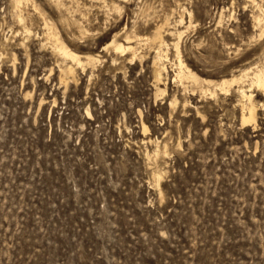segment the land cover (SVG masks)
Here are the masks:
<instances>
[{
  "label": "rangeland",
  "instance_id": "obj_1",
  "mask_svg": "<svg viewBox=\"0 0 264 264\" xmlns=\"http://www.w3.org/2000/svg\"><path fill=\"white\" fill-rule=\"evenodd\" d=\"M54 1L0 0V264H264V95L242 124L238 84H213L264 64V0ZM166 15L157 95V47L132 64L103 47ZM181 15L184 58L209 83L174 80ZM46 21L100 62L61 82Z\"/></svg>",
  "mask_w": 264,
  "mask_h": 264
},
{
  "label": "bare ground",
  "instance_id": "obj_2",
  "mask_svg": "<svg viewBox=\"0 0 264 264\" xmlns=\"http://www.w3.org/2000/svg\"><path fill=\"white\" fill-rule=\"evenodd\" d=\"M30 2L31 0H11V3L16 6L17 8H19L24 2ZM57 3H61V0H55ZM54 1V2H55ZM73 1V0H72ZM71 1V2H72ZM79 2V0H77ZM104 2H106L105 4L109 5V2L107 0H103ZM124 1H129V0H124ZM69 2V1H67ZM76 2V1H75ZM175 2H178L177 0ZM34 3V2H33ZM70 3V2H69ZM68 3V4H69ZM113 6L116 8L117 11L121 10L123 8V6L121 4H119L118 2H116L115 0H112ZM73 4V3H72ZM75 4V3H74ZM26 5V4H25ZM62 5V3H61ZM66 5V4H65ZM71 5V4H70ZM77 5V4H76ZM260 5V4H258ZM35 8L38 9L37 4H34ZM78 6V5H77ZM112 6V5H111ZM112 6V8H113ZM75 7V6H74ZM183 7V5H182ZM185 7V6H184ZM184 7L182 9H184ZM263 7V6H262ZM78 8V7H77ZM108 8V7H106ZM71 9H73V6L71 7ZM70 9V10H71ZM81 9V7H80ZM111 9V8H109ZM190 16V23L192 22V16H193V10L185 8ZM14 10V9H13ZM20 10V9H19ZM18 10V11H19ZM75 10V9H74ZM175 12V9H173ZM264 10V8H263ZM38 11V10H37ZM31 12V11H30ZM41 12V11H39ZM77 12V11H76ZM83 12V11H82ZM21 13V12H20ZM262 13V12H261ZM39 14V13H38ZM72 14V13H71ZM167 14V13H166ZM263 14V13H262ZM14 15V14H13ZM19 15V20L21 22H24L27 19V17L21 13V14H17ZM16 15V16H17ZM168 15V14H167ZM166 15V19L165 21H163L160 24H157L155 26V28L152 30V32L150 34H140L139 32L136 31L135 28L129 29L127 27H123V30L121 29V31H116L112 37V39L110 41H108L106 44H104L103 49L106 51H112L113 54V62L114 60L118 61L120 59L119 56H123V58L128 59L129 61H131L130 63L132 64V62H134V60H138V59H143L145 57V54H142L141 51V45H154L155 47H157V54L155 55V58L152 59L153 64L152 66L154 68V78H155V84H156V90H157V95L158 93H162L165 91V88H162L160 86V83L162 81H164V79H166V75H168V69H167V65L165 63L166 60H169V52H168V48L166 50H164V46H168L169 43L167 42V40L164 37V27L166 24H168L169 26V16ZM15 16V17H16ZM40 16V15H39ZM43 16V15H41ZM260 16V15H259ZM86 17V16H85ZM220 17V16H219ZM254 17V16H253ZM69 18V17H68ZM87 18V17H86ZM89 18V17H88ZM174 18V17H173ZM172 18V19H173ZM176 18V17H175ZM47 19V18H46ZM83 19V18H82ZM81 19V20H82ZM220 19V18H219ZM218 19V20H219ZM222 19V18H221ZM255 19L259 22H261V17L256 16ZM264 19V17H263ZM35 20V19H34ZM85 20V19H84ZM230 20V19H229ZM18 21V23L20 22ZM162 21V20H161ZM176 21V19H175ZM185 18L183 15H181L180 19L177 21V23L175 24V28L174 30H172L170 33L171 35L173 34L174 36L176 35L178 38V40H176V42L173 43L174 47H175V61H174V65L176 66V74H175V79L174 80H180L183 81V79L189 78L192 81L196 82V84L200 83L201 81H205V82H211L210 80L206 79V78H201L196 72L195 70H193L190 65H188V63L186 62L183 52L181 50L180 47V40L182 38V35L185 32V29H179L177 27V25H180L182 23H184ZM221 21V20H220ZM17 22V21H16ZM218 22V21H217ZM226 22V21H225ZM81 23V21H80ZM173 23V22H172ZM222 23V22H221ZM257 23V24H258ZM23 24V23H22ZM84 24V23H82ZM220 24V23H219ZM256 24V25H257ZM47 25V26H46ZM70 25V24H69ZM91 25V24H90ZM136 25V23H135ZM218 25V24H217ZM259 25V24H258ZM46 28H48V32L47 36L48 39H50L52 41V45L53 48L55 49L56 52H58V54H60L63 58V64H60V80L61 82L67 84L68 83V79H70L69 77L75 72V68L77 66L82 67L83 69L90 67L91 69L94 68L98 62H100V54H93L91 53H80L79 51L71 48L61 37L60 34L56 31V29L53 26H50V24L46 21L45 24ZM86 26H83V28ZM170 27V26H169ZM180 27V26H179ZM264 27V25H263ZM25 31L30 32L31 29L28 28V26L25 24L24 26ZM84 29V32L88 29ZM104 28V27H103ZM102 28V30H103ZM186 28V27H185ZM209 28V27H208ZM231 28V27H229ZM234 28V27H232ZM91 29V28H89ZM170 29V28H169ZM173 29V28H172ZM235 30V29H234ZM262 30V29H261ZM20 31V30H18ZM89 31V30H88ZM91 31V30H90ZM96 31V30H95ZM26 32V34H27ZM169 32V31H168ZM167 32V33H168ZM234 32V31H233ZM263 32V31H262ZM76 33V32H75ZM74 33V34H75ZM81 33V32H80ZM89 33V32H88ZM215 33V32H214ZM73 34V35H74ZM216 34V33H215ZM262 34V33H261ZM83 35V34H82ZM81 35V36H82ZM263 35V34H262ZM29 36V35H28ZM85 36V35H84ZM50 41V42H51ZM3 44V43H2ZM51 45V46H52ZM144 46H142L143 48ZM228 47V46H227ZM145 48V47H144ZM155 49V48H154ZM155 50V51H156ZM95 53V52H94ZM145 53V52H144ZM174 59V58H173ZM226 59V58H225ZM112 60V59H111ZM170 61V60H169ZM136 62V61H135ZM167 62V61H166ZM168 63V62H167ZM173 63V62H172ZM127 64V63H126ZM234 64V63H233ZM122 65V64H121ZM232 65V64H231ZM235 66V65H234ZM237 66V65H236ZM252 66V65H251ZM247 67L243 68L240 72V74H232L231 77H221L222 79L220 81H216V82H212L217 88H220L221 90H226L229 91L231 89V87L234 84H238V87L236 89L238 95L240 96V99H237L240 101L241 103V108H242V114H241V120H242V124H254L256 125L257 123V113H258V107H259V102L256 100L255 98V94H254V90L256 88V90L260 91L263 95H264V64L262 63L261 65H257L254 67ZM174 67V66H173ZM231 67V66H230ZM239 67V66H238ZM241 67V68H242ZM232 68V67H231ZM234 68V67H233ZM237 69V68H236ZM233 70V69H232ZM240 70V69H239ZM165 73H167L165 75ZM238 73V72H237ZM165 75V77H164ZM210 79V78H209ZM188 80V79H186ZM215 80V79H214ZM193 83V82H192ZM181 84V83H180ZM187 84V83H186ZM194 87V86H193ZM202 87V86H201ZM199 88V87H198ZM197 89V88H196ZM201 89V88H200ZM204 89V88H203ZM210 90V88H209ZM202 93V92H201ZM205 93V92H204ZM212 93V92H209ZM215 93V91L213 92ZM201 95V94H200ZM237 96V95H236ZM239 98V97H238ZM44 99V98H43ZM176 98L174 100L171 101V104H173L172 106H174V103H176ZM42 103V102H41ZM89 113H91L88 110ZM148 129V127L143 123V130L146 132V130ZM151 139V138H150ZM154 141V139H153ZM157 146V145H156ZM162 150V149H161ZM160 150V151H161ZM157 151H159V149L156 150L155 153H157ZM154 152V151H153ZM162 152V151H161ZM167 151H163V153ZM148 153V152H147ZM146 153V154H147ZM152 155V154H150ZM155 155V154H153ZM149 156V155H148ZM150 157V156H149ZM154 158V157H153ZM153 158H151L152 160H154ZM150 159V160H151ZM161 158H158V160ZM151 160V161H152ZM165 160V159H164ZM162 161V160H161ZM150 162V161H149ZM165 163V162H164ZM152 164V163H151ZM157 165V164H156ZM155 165V166H156ZM151 166V165H149ZM159 168V167H155ZM152 169V168H151ZM154 170H152L153 172ZM160 171V170H159ZM156 172V170H155ZM156 182L154 183L155 186L160 185V180L162 179L161 174L159 175L158 172H156ZM154 173V174H156ZM154 178V177H153ZM159 187V186H157ZM160 191V190H159Z\"/></svg>",
  "mask_w": 264,
  "mask_h": 264
}]
</instances>
